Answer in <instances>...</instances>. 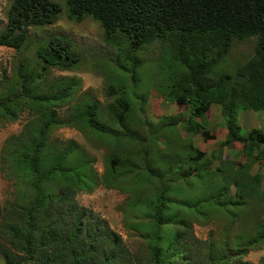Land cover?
I'll list each match as a JSON object with an SVG mask.
<instances>
[{
    "label": "rangeland",
    "instance_id": "rangeland-1",
    "mask_svg": "<svg viewBox=\"0 0 264 264\" xmlns=\"http://www.w3.org/2000/svg\"><path fill=\"white\" fill-rule=\"evenodd\" d=\"M12 1L0 0V33ZM57 1L62 5L57 20L30 26L20 50L0 45V102H20L14 109L15 119L0 116V212L5 226L21 225L15 212L33 199V175L16 157L30 149L29 141L47 120L44 109L41 113L32 110L28 98L19 97L16 74L22 63L33 79L40 74L28 84L30 94L47 97L59 93L66 84L72 86L67 99L54 105L56 122L45 132L47 154L41 174L49 175L54 158L63 150H69L65 167L72 168V173L45 183L43 191L57 194L65 184L72 188V212L85 214L84 220L90 221L89 229L97 238L108 242L107 234L112 233L120 239L130 258L128 263L125 258L119 260L120 264H159L152 252L154 246L161 249L160 255L166 253L164 264L186 260L211 264V259L230 254L234 260L240 259V264H264V239L248 247L245 254H238L263 219L264 175L237 198L233 184L238 178L248 183L251 174L264 173V145L252 147L249 155L243 150L231 154L222 147L234 140L229 132L222 144L204 137L207 129L197 121L200 116L192 114L190 101L177 104L167 93L169 71L176 70V64L169 69L167 42L156 39L132 50L123 36L109 40L100 22L91 16L78 22L70 20L64 0ZM54 35L69 40L78 55L75 66L43 69L36 52ZM256 42L255 35L233 38L213 78L219 73L234 75L238 65L254 56ZM121 101L128 102L127 111ZM87 103L96 104L97 118L108 131L95 129L87 116L81 115ZM219 124L225 126L223 117ZM237 124L236 137L246 138L254 128L264 133V111L240 109ZM123 131L129 135H120ZM197 145L205 150L204 155L191 160L201 151ZM112 158L118 162L113 164ZM234 163H246L248 168L241 171ZM198 176H203V182ZM219 186L227 188L228 198L216 205L210 197ZM160 204L158 219L155 208ZM64 209L67 215L71 212ZM98 228L108 231L102 234ZM9 235L7 231L8 240ZM23 256L20 252L12 258ZM0 264H5L1 255Z\"/></svg>",
    "mask_w": 264,
    "mask_h": 264
},
{
    "label": "trees",
    "instance_id": "trees-1",
    "mask_svg": "<svg viewBox=\"0 0 264 264\" xmlns=\"http://www.w3.org/2000/svg\"><path fill=\"white\" fill-rule=\"evenodd\" d=\"M64 7L70 20L78 22L91 16L100 22L109 40L123 36L129 40L132 50L156 39L167 42L171 59L169 69L176 64V70L169 71L168 95L177 104L189 100L195 116H200L211 104H218L227 131L235 141L242 143L245 155L250 154L252 147L264 145V133L258 128L252 129L246 138L236 137L239 129L238 110L264 111V0H64ZM61 12L62 5L57 0H13L7 12L6 26L0 33V45L20 50L30 26L50 25ZM253 35L257 37L254 56L238 65L234 75L219 73L217 78H213L232 39ZM36 54L42 60L43 69L49 66L71 68L78 61V55L69 40L57 35L41 45ZM131 64L133 68L136 67L134 60ZM16 75L20 81L19 97L26 96L31 102L28 107L32 110L41 113L44 109L47 120L39 133L29 141L30 149L21 151L16 157L20 165L26 164L33 175V199L26 208L21 207L15 212L21 222L17 227L5 226V219L0 212V240H5L4 244L0 242V255L5 264H120L118 261L124 258L128 263L130 258L120 246L118 236L107 234L108 242L97 238L89 229L90 221L84 220L85 214L72 212L71 199L75 194L72 188L65 184L59 187L57 194L43 191L45 183L72 173V168L65 167L69 150H63L54 158L49 175L45 177L41 174L42 160L47 154L43 141L45 132L48 126L55 124L54 105L67 99L71 84L63 86L59 93L42 97L30 94L28 90V84L40 74L33 79L21 63ZM19 104L16 99L0 102L2 119H15L14 109ZM120 104L128 110L127 101H121ZM81 115H86L88 123L95 129L108 131L97 118L95 103L85 104ZM123 118L124 113L119 115L120 120ZM120 135L129 134L123 131ZM203 135L214 138L208 130L203 131ZM203 155L204 152L197 151L190 158L198 160ZM117 162V158H112L113 164ZM234 164L241 171L248 168L246 163ZM263 175L260 172L251 174L248 183L240 178L235 180L233 184L238 191L236 198L240 194L244 195L253 182L258 184ZM202 178L198 176L201 182ZM74 180L79 181L77 176H74ZM226 189L219 186L213 190L211 202L223 204L221 199L228 198ZM64 207L71 211L68 215ZM160 208L161 204L155 208L158 219ZM262 218L256 234L246 242V247L239 251V255L245 254L248 247L264 239V214ZM183 228L188 230L189 226L184 225ZM98 230L102 234L108 231ZM7 231L9 240L6 238ZM170 245L175 246L174 242ZM160 251L156 246L152 249L155 260L164 264L166 253L160 255ZM20 252L23 258H12ZM233 260L234 255L230 254L225 258L211 259V264H240V259ZM190 261L186 260L182 264H200Z\"/></svg>",
    "mask_w": 264,
    "mask_h": 264
},
{
    "label": "crops",
    "instance_id": "crops-1",
    "mask_svg": "<svg viewBox=\"0 0 264 264\" xmlns=\"http://www.w3.org/2000/svg\"><path fill=\"white\" fill-rule=\"evenodd\" d=\"M211 116H212V119H211ZM201 117L202 119H200ZM200 118H198L197 121L201 122L202 125L205 127V129H207L210 132V134L214 136V138H212L213 141L215 142L219 141L220 144H222V142H225L227 140L228 131L225 126L222 125L221 127V125L219 124L220 122H222V114L220 111V106L218 104H211L208 107V109L200 115ZM204 123L208 126L204 125ZM213 124H215L216 128L213 127ZM234 141L235 140L232 141L233 143L230 141V144L226 143L225 145H222V147H224L223 151L225 149H228L229 151L228 153H231V154H233V152L235 151H239V150L241 151L243 148L242 143H240L239 141H235V142ZM197 147L202 152L205 151L203 148H200L199 145H197ZM241 160L242 159H239V161Z\"/></svg>",
    "mask_w": 264,
    "mask_h": 264
}]
</instances>
